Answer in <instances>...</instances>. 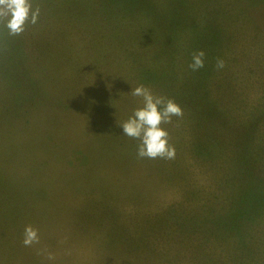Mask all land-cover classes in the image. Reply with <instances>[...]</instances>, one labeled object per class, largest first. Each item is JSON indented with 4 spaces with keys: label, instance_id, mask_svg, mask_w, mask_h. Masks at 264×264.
I'll list each match as a JSON object with an SVG mask.
<instances>
[{
    "label": "rangeland",
    "instance_id": "obj_1",
    "mask_svg": "<svg viewBox=\"0 0 264 264\" xmlns=\"http://www.w3.org/2000/svg\"><path fill=\"white\" fill-rule=\"evenodd\" d=\"M30 3L0 19V264H264V0ZM140 85L183 109L173 160L118 126Z\"/></svg>",
    "mask_w": 264,
    "mask_h": 264
},
{
    "label": "clouds",
    "instance_id": "obj_2",
    "mask_svg": "<svg viewBox=\"0 0 264 264\" xmlns=\"http://www.w3.org/2000/svg\"><path fill=\"white\" fill-rule=\"evenodd\" d=\"M40 11H32L30 0H0V19L6 21L5 26L11 35H20L26 30L29 22L36 24ZM206 53L200 50L193 54L189 68L199 71L205 67ZM223 60H218L216 67L222 69ZM133 97L142 98L143 107L134 111L133 115L122 124L124 136L140 141L137 155L140 158L173 160L176 157L175 146L170 144L169 133L163 124H171L173 117H183V109L173 99L156 96L151 89L140 85L132 88ZM22 243L32 247L40 243L39 230L32 225L24 228ZM48 254V259H53Z\"/></svg>",
    "mask_w": 264,
    "mask_h": 264
},
{
    "label": "trees",
    "instance_id": "obj_3",
    "mask_svg": "<svg viewBox=\"0 0 264 264\" xmlns=\"http://www.w3.org/2000/svg\"><path fill=\"white\" fill-rule=\"evenodd\" d=\"M143 7L148 11L150 9V6L148 5V3L146 1H144L143 3ZM125 11L127 12H132V9L130 8V6L126 5L125 8H124ZM194 26H191V25H185L184 28L185 30H188V29H191L193 28ZM154 44V43H153ZM164 52H162L161 54H163ZM189 108L191 106H188ZM210 113L212 114V122L217 118L215 115L217 113L216 109L213 108L212 111H210Z\"/></svg>",
    "mask_w": 264,
    "mask_h": 264
}]
</instances>
